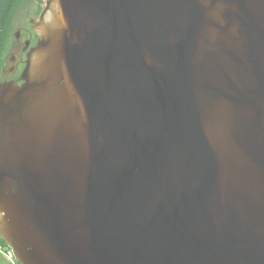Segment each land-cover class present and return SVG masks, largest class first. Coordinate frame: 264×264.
<instances>
[{
    "label": "water",
    "instance_id": "water-1",
    "mask_svg": "<svg viewBox=\"0 0 264 264\" xmlns=\"http://www.w3.org/2000/svg\"><path fill=\"white\" fill-rule=\"evenodd\" d=\"M32 23L0 82L20 263L264 264V0H45Z\"/></svg>",
    "mask_w": 264,
    "mask_h": 264
},
{
    "label": "rangeland",
    "instance_id": "rangeland-1",
    "mask_svg": "<svg viewBox=\"0 0 264 264\" xmlns=\"http://www.w3.org/2000/svg\"><path fill=\"white\" fill-rule=\"evenodd\" d=\"M44 1L45 0H25L17 7L9 28L8 42H6V49L3 58V64L5 67H8L11 64L10 58L15 55L14 47L22 44L26 39L25 33L27 32L20 27H29L30 23L33 25L32 20L38 17ZM18 32H20V36L16 37ZM35 44L36 42L34 38L31 46H34Z\"/></svg>",
    "mask_w": 264,
    "mask_h": 264
},
{
    "label": "flooded vegetation",
    "instance_id": "flooded-vegetation-1",
    "mask_svg": "<svg viewBox=\"0 0 264 264\" xmlns=\"http://www.w3.org/2000/svg\"><path fill=\"white\" fill-rule=\"evenodd\" d=\"M20 28H23L27 32L25 33L26 39L23 41L22 44L14 47L15 55H13L10 58L11 64L8 67H5L3 62L0 63V82L17 81L18 83H22L21 74L25 67L27 53L31 47V44H33L34 38L36 42L38 36L36 32L33 31L32 29L33 25L31 23L29 27H20ZM19 36H20V32H19Z\"/></svg>",
    "mask_w": 264,
    "mask_h": 264
},
{
    "label": "trees",
    "instance_id": "trees-1",
    "mask_svg": "<svg viewBox=\"0 0 264 264\" xmlns=\"http://www.w3.org/2000/svg\"><path fill=\"white\" fill-rule=\"evenodd\" d=\"M24 1L25 0H0V63L3 62L12 18L19 4ZM0 242L10 249L1 237Z\"/></svg>",
    "mask_w": 264,
    "mask_h": 264
},
{
    "label": "built area",
    "instance_id": "built-area-1",
    "mask_svg": "<svg viewBox=\"0 0 264 264\" xmlns=\"http://www.w3.org/2000/svg\"><path fill=\"white\" fill-rule=\"evenodd\" d=\"M0 255L4 256L7 259L8 264H19L11 249L0 245Z\"/></svg>",
    "mask_w": 264,
    "mask_h": 264
},
{
    "label": "crops",
    "instance_id": "crops-1",
    "mask_svg": "<svg viewBox=\"0 0 264 264\" xmlns=\"http://www.w3.org/2000/svg\"><path fill=\"white\" fill-rule=\"evenodd\" d=\"M0 264H8L7 260L2 256H0Z\"/></svg>",
    "mask_w": 264,
    "mask_h": 264
}]
</instances>
